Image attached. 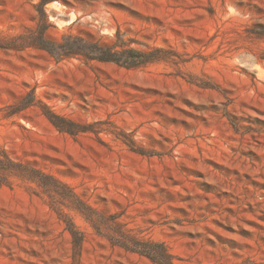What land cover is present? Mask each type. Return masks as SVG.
Here are the masks:
<instances>
[{"label":"rangeland","instance_id":"374dc122","mask_svg":"<svg viewBox=\"0 0 264 264\" xmlns=\"http://www.w3.org/2000/svg\"><path fill=\"white\" fill-rule=\"evenodd\" d=\"M44 26L177 55L127 69L0 48V264H153L92 220L174 264H264V0H0L1 44Z\"/></svg>","mask_w":264,"mask_h":264},{"label":"trees","instance_id":"16d2710c","mask_svg":"<svg viewBox=\"0 0 264 264\" xmlns=\"http://www.w3.org/2000/svg\"><path fill=\"white\" fill-rule=\"evenodd\" d=\"M46 30L47 26H44L39 37H28V40L24 42V44L22 42L20 46H11V44L3 45L0 43V48L11 49L14 47V49H23L26 47H34L47 51L51 55L56 56L59 60L80 58L89 61L114 63L127 69H136L155 62L167 61L171 59L170 56L177 55L174 51L163 48L147 47L145 51L133 48L131 45L136 43V41L125 38V36L119 32L110 45H103L99 41L89 42L81 37L72 36H64L61 42H49L45 37ZM44 115L60 131H65L70 134L84 131L75 128L74 124L65 122L55 114L45 112ZM29 173L32 175L38 173V171L30 169ZM41 175L44 179L52 180L50 176L44 173H41ZM92 223L96 232L99 235L108 237L113 245L121 246L127 251L145 256L153 264H174L175 258L164 243L137 240L130 235L128 230L124 228V225L120 224H117L116 228L109 230L110 232L103 234L102 226L93 220ZM67 229L72 235L74 245H79L83 240V234L73 225L68 226Z\"/></svg>","mask_w":264,"mask_h":264}]
</instances>
